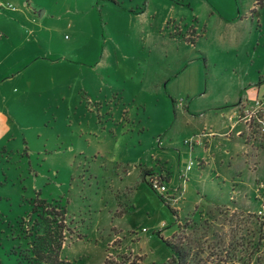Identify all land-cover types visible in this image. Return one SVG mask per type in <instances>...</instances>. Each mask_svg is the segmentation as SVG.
Here are the masks:
<instances>
[{"label":"rangeland","instance_id":"rangeland-1","mask_svg":"<svg viewBox=\"0 0 264 264\" xmlns=\"http://www.w3.org/2000/svg\"><path fill=\"white\" fill-rule=\"evenodd\" d=\"M0 2V264L41 202L64 209L69 264H165L167 241L264 264V104L241 108L239 138L224 117L232 93L264 102V0Z\"/></svg>","mask_w":264,"mask_h":264},{"label":"trees","instance_id":"trees-1","mask_svg":"<svg viewBox=\"0 0 264 264\" xmlns=\"http://www.w3.org/2000/svg\"><path fill=\"white\" fill-rule=\"evenodd\" d=\"M40 203V202H39ZM41 202L39 214V222L33 232L28 233L30 239L29 246L20 255L18 264H69L68 261L61 257V249L64 244L62 236V228L60 222L66 220L63 208L56 205ZM50 208V209H48ZM53 208V210L51 209ZM50 218V219H49ZM171 250V256L165 264H207V260L200 258H191L188 249L167 241ZM130 264L140 262L139 256L124 257ZM103 264H112V261L107 257Z\"/></svg>","mask_w":264,"mask_h":264},{"label":"crops","instance_id":"crops-1","mask_svg":"<svg viewBox=\"0 0 264 264\" xmlns=\"http://www.w3.org/2000/svg\"><path fill=\"white\" fill-rule=\"evenodd\" d=\"M255 8V9H254ZM253 8V13H256V7H254ZM8 10V9H7ZM29 12V11H28ZM253 17V16H252ZM29 18H31V17H29ZM252 20V19H251ZM240 21H244L243 19H240ZM238 22V21H237ZM35 23H37V21H36V19H35ZM260 23H261V21H260ZM252 24H254L253 23V20H252ZM264 27V25L263 24H260V29H262ZM253 30V29H252ZM32 32H34V30L32 29L31 30ZM252 33V32H251ZM34 34V33H33ZM261 37V36H260ZM262 40V37H261V39H260V41ZM258 42V45H259V43H261V42ZM232 46H234V45H232ZM256 73H257V75H258V77H260V79H263L264 80V67L263 66H258L257 67V71H256ZM249 74H251V73H245V76H247V75H249ZM244 78H246V77H244ZM242 83V82H241ZM241 85H243V83L241 84ZM40 94H42V93H40ZM248 93H246V92H241V93H232L230 96H232L233 98H231V104L226 108V109H224V112H225V114H224V117L227 119V121L230 123V130H229V132L227 133V135L228 136H231L232 137V132L231 131H233V130H236L237 128H238V130H237V132H236V137H238V135H239V132H241L240 131V129H239V126H240V115H241V108L244 110L245 108H252L251 106H250V104H249V101L247 100L248 99ZM257 100H258V98H257ZM263 102V101H262ZM263 104H264V102H263ZM184 106V105H183ZM182 106V107H183ZM262 107H263V105H262ZM184 109V108H183ZM186 109H188V107H186ZM0 127H2L3 128V133L2 134H4V133H6V135L9 133L8 132V130H9V119H8V117L6 116V114H5V112H4V110L0 107ZM207 137V136H206ZM239 138V137H238ZM199 140H200V138H198ZM208 142H211V139H209V141ZM207 142V143H208ZM201 143V140L199 141V142H197L196 141V143H194L192 146H190L189 148L190 149H192V147L194 146V147H196V146H198V144H200ZM187 144V143H186ZM154 161V158L153 159H150V160H147V162L145 163V164H140V165H144V166H153V162ZM190 161H193V160H190ZM144 163V162H143ZM166 163H167V161H166ZM139 165V166H140ZM194 166V165H193ZM133 168H134V170L136 171L137 170V167L136 166H133ZM192 169H193V167H192ZM191 169V170H192ZM190 170V171H191ZM181 171H184V170H181ZM190 171L188 172V173H190ZM154 172H156V171H154ZM164 171L163 170H161L160 172H159V175L161 176V177H164L163 179H164V181H165V183H167V184H171V176L169 175V180L167 181L166 180V175H164V173H163ZM129 173H131V171H129L128 172V174Z\"/></svg>","mask_w":264,"mask_h":264},{"label":"built area","instance_id":"built-area-1","mask_svg":"<svg viewBox=\"0 0 264 264\" xmlns=\"http://www.w3.org/2000/svg\"><path fill=\"white\" fill-rule=\"evenodd\" d=\"M0 9H8V10H14V6L12 4H5V3H1L0 2ZM263 105V102L260 101V100H257L256 103L254 104V106L252 108H245L243 110V112H245V116L246 117H250L252 116L253 114H255L256 112H258L260 110V108L262 107ZM260 122H263L262 120H259ZM262 130L264 132V124H263V127H262ZM197 142H199L197 140ZM186 143L190 144L191 146L196 143V141H194V139H191L189 141H186ZM194 165V162L193 161H190L185 169V172L184 174L187 175L188 172L192 169ZM150 185L152 188H154L155 190H157L159 193L161 194H164L168 191V188L165 184H163L160 180L159 177L155 176L153 178H151L150 180ZM263 211H264V205L262 206V209L259 211L260 214H263Z\"/></svg>","mask_w":264,"mask_h":264}]
</instances>
